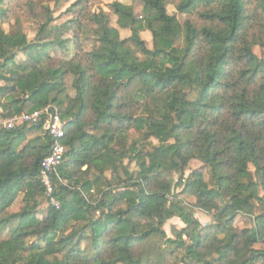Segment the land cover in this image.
<instances>
[{"label": "trees", "instance_id": "1", "mask_svg": "<svg viewBox=\"0 0 264 264\" xmlns=\"http://www.w3.org/2000/svg\"><path fill=\"white\" fill-rule=\"evenodd\" d=\"M132 1L140 16L115 0L119 27L92 16L97 46L83 52L76 41L57 66L49 51L73 20L50 17L33 41L0 27L1 117L52 104L68 120L58 209L40 178L52 145L43 123L0 125V264H264V59L253 51L264 47V17L251 41L247 0H173L184 14L203 8L201 26L181 23L166 0ZM193 160L205 171L186 175ZM237 216L252 225L236 229ZM174 217L184 226L172 237L164 226Z\"/></svg>", "mask_w": 264, "mask_h": 264}, {"label": "rangeland", "instance_id": "2", "mask_svg": "<svg viewBox=\"0 0 264 264\" xmlns=\"http://www.w3.org/2000/svg\"><path fill=\"white\" fill-rule=\"evenodd\" d=\"M114 1L115 0H6L4 8L7 11L3 17V21L0 22V27L6 31L21 30L27 34L30 41H33L36 38L41 24L48 21L50 17L54 18V25H61L67 21L73 20L75 22L73 23V30L65 33L62 37L65 40L63 47L58 46L56 49H51L49 51L51 58L48 64L57 66L62 61L70 60L75 55L76 41H78V48H81L83 52L90 51L97 46L96 31L98 30V24L93 20L92 16L102 13L110 18L112 25L119 27L117 24V16L112 8V3ZM120 1L133 5L135 13L138 16L142 14L144 5L140 1ZM247 1L248 9L250 10V23L252 25L249 38L252 41L254 40V35L257 34L261 28V21L264 15L261 10L257 9L255 0ZM166 2L169 13L176 15L181 23H184L187 19L191 20L197 26H201L205 23L198 13L202 11L203 8H199L197 12L192 14H184L177 10L175 1L166 0ZM73 4H75V6L72 7ZM71 7L73 8L72 10L70 9ZM88 16L89 18H87ZM120 32L122 38L128 37L131 34L129 30L121 28ZM141 36L146 41L147 46L152 48L153 40L151 33L149 31H144ZM176 43L179 47L184 45L183 34L179 36ZM253 51L258 57L264 59V47L255 45ZM18 61L20 63L31 62L30 58L23 52L19 53ZM70 82L69 80V85ZM69 93L71 96L74 95V90L71 86H69ZM154 142L156 141L154 140ZM129 166L131 170H138L135 162L129 163ZM191 170L205 171L204 165L198 160L191 161L186 175H188ZM23 206V195H20L15 204L10 208V211L17 212ZM194 211L203 226L208 227L213 223L212 218L204 211L200 209H194ZM44 214L45 213H41L38 214V216L44 217ZM12 224H16V222ZM251 225L252 222L243 216H237L234 222V226L238 230L250 227ZM181 226H184L182 220L178 217H174L165 224L164 229L169 236L173 237V230ZM9 235V227H7L2 234V239H7Z\"/></svg>", "mask_w": 264, "mask_h": 264}, {"label": "built area", "instance_id": "3", "mask_svg": "<svg viewBox=\"0 0 264 264\" xmlns=\"http://www.w3.org/2000/svg\"><path fill=\"white\" fill-rule=\"evenodd\" d=\"M42 122L45 131L52 138L50 153L42 160L40 166V178L45 186L46 195L50 203L55 208H60V201L55 196V184L53 177L58 174V169L63 162L66 146L63 139L66 136L67 119L62 118L55 106L46 105L40 110L33 112H22L21 114L2 118L0 115V125L10 129L19 124H38Z\"/></svg>", "mask_w": 264, "mask_h": 264}]
</instances>
